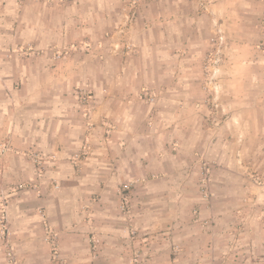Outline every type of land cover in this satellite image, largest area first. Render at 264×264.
<instances>
[{"label":"crops","instance_id":"0c3cea01","mask_svg":"<svg viewBox=\"0 0 264 264\" xmlns=\"http://www.w3.org/2000/svg\"><path fill=\"white\" fill-rule=\"evenodd\" d=\"M263 18L264 0H0V231L20 264L222 256L230 195L206 201L199 171L264 177Z\"/></svg>","mask_w":264,"mask_h":264},{"label":"rangeland","instance_id":"374dc122","mask_svg":"<svg viewBox=\"0 0 264 264\" xmlns=\"http://www.w3.org/2000/svg\"><path fill=\"white\" fill-rule=\"evenodd\" d=\"M26 42L17 39L12 41L10 48L18 52L25 47L36 46V44L33 45V41ZM189 172H194L193 174L196 175L197 169L189 168ZM216 174L214 168H201L198 190L208 202L211 201L213 192H217L219 195L229 194V199L225 200L232 206L220 210L217 222L223 232L220 240L222 256L218 259L210 258L207 263L202 264H264V177L258 175V170L247 168V175L251 176L249 178L246 175L249 179L242 176L234 177L237 181L245 180V182L215 184L213 178ZM220 175L221 173L217 177ZM132 186L130 185V187ZM193 186L194 189H197L196 185ZM0 190H2V184ZM1 196L2 194H0V211L4 212L5 205ZM221 209H223L222 206ZM205 217L201 216L199 209L194 207L188 215L189 224H202L201 227L210 226L211 217ZM0 220L4 222V217H0ZM8 239L9 233L4 228L0 231V258L9 260L11 264H20L15 249Z\"/></svg>","mask_w":264,"mask_h":264},{"label":"built area","instance_id":"2783aa9c","mask_svg":"<svg viewBox=\"0 0 264 264\" xmlns=\"http://www.w3.org/2000/svg\"><path fill=\"white\" fill-rule=\"evenodd\" d=\"M262 24L264 26V18L262 20ZM224 39H225V37H224L223 33H218L216 36H214L211 39V51L210 52H211V55H212V58L214 61H217V59H218L216 57V54L220 52L221 46L224 43ZM260 48L264 52V43H262L260 45ZM150 99H151V101H154L156 98H155V96H151ZM127 203H129L128 199L125 200V205ZM45 230H46V234H47V240H49L51 242V245L56 250L58 248L57 240H56V234L51 230V228L48 225L45 226Z\"/></svg>","mask_w":264,"mask_h":264}]
</instances>
